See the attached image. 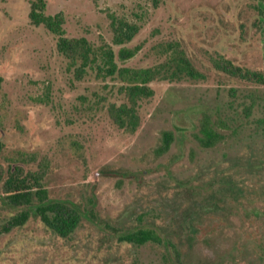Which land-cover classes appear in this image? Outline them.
Wrapping results in <instances>:
<instances>
[{"label":"rangeland","instance_id":"obj_1","mask_svg":"<svg viewBox=\"0 0 264 264\" xmlns=\"http://www.w3.org/2000/svg\"><path fill=\"white\" fill-rule=\"evenodd\" d=\"M30 1L0 0V164L44 163L48 196L82 218L62 238L31 216L0 234V264H264V84L214 66L264 73V0H43L95 48L112 45L114 17L136 25L118 66L159 67L172 47L201 74L150 81L132 132L108 112L126 82L96 69L77 79ZM204 123L220 134L209 147ZM2 195L0 223L14 214ZM139 227L164 243L117 239Z\"/></svg>","mask_w":264,"mask_h":264},{"label":"trees","instance_id":"obj_2","mask_svg":"<svg viewBox=\"0 0 264 264\" xmlns=\"http://www.w3.org/2000/svg\"><path fill=\"white\" fill-rule=\"evenodd\" d=\"M29 6L28 17L31 23L43 25L56 37L57 50L68 58L70 65L74 67V75L77 79H81L89 69H96L97 73L106 76L118 74L126 82L119 87V92L125 96H123L124 99L113 102L108 107L112 122L119 128L132 132L139 125V100L152 94L153 91L148 85L150 81L156 78L172 79L180 75L193 78L201 75L195 70L183 50H175L172 47L169 49L173 54L172 61L161 64L159 67L118 66L116 56L127 59L137 50L125 47L137 32L136 25L114 17L111 23L112 45L106 44L95 48L85 37L67 36L63 27L62 14H46L43 0H32ZM114 46H120L117 54L114 52ZM214 66L230 75L264 84V73L236 66L228 59H214ZM200 131L201 136L198 137V141L204 147L212 146L220 138V134L208 123L202 124ZM172 138L171 132L163 133L162 147L164 149L168 148ZM2 149L3 143L0 142V155ZM21 159L23 164L11 162L6 164V169L0 164V186L3 190L1 201L14 210V214L0 223V234L23 226L31 216L35 215L59 237H68L81 221L82 214L79 208L68 201L48 196L44 185L47 174L44 163H37L34 168H27L26 163L34 161V158L24 154ZM117 239L135 245H142L148 241L164 243L162 237L148 227L130 230L118 236ZM166 264L172 263L167 260Z\"/></svg>","mask_w":264,"mask_h":264}]
</instances>
